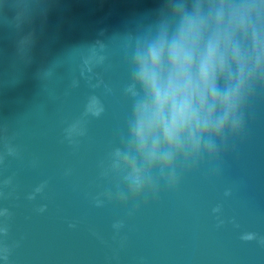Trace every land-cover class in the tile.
Here are the masks:
<instances>
[{"label":"water","instance_id":"1","mask_svg":"<svg viewBox=\"0 0 264 264\" xmlns=\"http://www.w3.org/2000/svg\"><path fill=\"white\" fill-rule=\"evenodd\" d=\"M166 3L0 0V264H264V90L218 161L136 205L103 195L131 106L124 46Z\"/></svg>","mask_w":264,"mask_h":264},{"label":"clouds","instance_id":"2","mask_svg":"<svg viewBox=\"0 0 264 264\" xmlns=\"http://www.w3.org/2000/svg\"><path fill=\"white\" fill-rule=\"evenodd\" d=\"M104 50L100 41L89 46V60L102 64ZM124 55L130 112L101 174L115 180L103 195L136 205L218 161L244 132L248 107L264 90V0H167L154 26L127 38ZM86 111H104L97 96Z\"/></svg>","mask_w":264,"mask_h":264}]
</instances>
